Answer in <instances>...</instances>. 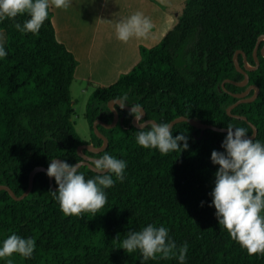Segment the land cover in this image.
Wrapping results in <instances>:
<instances>
[{
  "label": "trees",
  "instance_id": "1",
  "mask_svg": "<svg viewBox=\"0 0 264 264\" xmlns=\"http://www.w3.org/2000/svg\"><path fill=\"white\" fill-rule=\"evenodd\" d=\"M53 10L38 34L21 33L14 24L30 17L0 20L5 31L7 56L0 58V184L9 185L17 194L28 186V175L37 165L48 167L59 158L69 164L82 159L78 146L100 145L93 122H110L111 99L144 107L145 118L168 123L179 115L217 126L243 127L247 135L252 127L247 120L230 115L227 107L236 101L233 93L249 84L259 87L258 95L231 109L257 127L252 140L264 144V55L259 42V65L247 70L246 85L222 81H240L233 55L241 49L254 65L253 48L264 34V0H186L173 26L151 47L140 46V59L115 81L95 87L87 99L85 118L91 138L85 140L71 119V83L77 59L58 39ZM240 65L243 54L238 53ZM253 93V89L250 94ZM122 122L107 128L98 124L108 137L105 152L126 161L123 182L104 189L107 203L93 217L64 215L53 197L49 176L38 171L33 187L22 199H14L0 190V247L10 235L32 238L35 250L31 258L18 253L0 258V264H180L176 257L144 261L139 250L129 254L121 247L129 232L147 225L168 229L176 245L185 242L188 251L184 264H264V254L249 255L219 224L211 195L219 168L211 160L213 150L222 147L227 132L200 128L188 121L175 123L173 136L184 133L187 149L162 155L158 149L143 148L136 136L141 128L133 124L131 110L115 104ZM146 130V129H145ZM182 146L184 141H178ZM85 179L97 172L87 165L78 169ZM115 180V176L113 175ZM53 184H56L55 178Z\"/></svg>",
  "mask_w": 264,
  "mask_h": 264
},
{
  "label": "clouds",
  "instance_id": "2",
  "mask_svg": "<svg viewBox=\"0 0 264 264\" xmlns=\"http://www.w3.org/2000/svg\"><path fill=\"white\" fill-rule=\"evenodd\" d=\"M70 4L71 0H0V20H14L18 15L27 14L30 18L24 21L23 26L15 23V29L21 33L38 34L48 18L50 7L67 9ZM151 27V21L137 12L117 23L116 38L126 43L134 36H144ZM6 56L7 52L0 45V58ZM141 109L139 105L131 109L141 128L136 136L140 146L158 149L162 155L188 148V137L184 133L174 137L169 123H141ZM247 133L243 127L228 125L222 142L225 151H212L211 160L219 168L211 195L219 224L249 255H256L264 254V144L247 138ZM178 141H184V144L181 146ZM87 163L97 172L94 178L87 180L78 171L83 166L78 162L69 164L53 159L47 168V175L54 177L58 185L53 197L66 216H81L90 212L94 217L107 203L104 189L125 179L126 161L106 152L99 158L89 159ZM35 246L34 239L12 234L0 247V258L11 257L14 253L31 258ZM120 248L129 254L139 250L144 261L155 260L159 254L163 259L176 257L180 264H184L188 251L186 242L178 247L175 241L169 239L167 228L151 224L140 231L129 232ZM7 264H12V261L9 259Z\"/></svg>",
  "mask_w": 264,
  "mask_h": 264
},
{
  "label": "rangeland",
  "instance_id": "3",
  "mask_svg": "<svg viewBox=\"0 0 264 264\" xmlns=\"http://www.w3.org/2000/svg\"><path fill=\"white\" fill-rule=\"evenodd\" d=\"M185 1L151 0V4L161 10V15L158 16L160 11L156 14L153 10L150 40L146 43V47L158 43L173 26L176 15L181 11ZM148 5H150L149 0H71L67 9H58L53 6L58 37H64L63 41L79 60L70 87L74 108L71 119L75 122L77 132L85 140L91 138L90 128L85 118V106L89 95L95 87L112 83L119 74L129 71L133 66L132 64L117 66L114 63L119 46L124 44L116 38V25L133 15V11L145 17V9ZM92 34L97 41L96 38L91 39ZM135 38L137 37L134 36L129 42ZM5 40V31L0 30V45L4 48ZM85 43L90 47V50L87 47L89 51L94 48L92 59L89 55L87 56V49H83ZM135 55L136 53L133 54Z\"/></svg>",
  "mask_w": 264,
  "mask_h": 264
},
{
  "label": "water",
  "instance_id": "4",
  "mask_svg": "<svg viewBox=\"0 0 264 264\" xmlns=\"http://www.w3.org/2000/svg\"><path fill=\"white\" fill-rule=\"evenodd\" d=\"M263 39H264V34L259 35L258 38H257V40H256L255 46L253 48V55H254V60H255V64L254 65H252V64H250L248 62L246 53L243 52L241 49H237L235 51V53L233 55V61H234V64H235V67L237 68V70L240 71L241 73H243L244 78L242 80H240V81H236V80H233V79H230V78H225L222 81V86L223 87L225 85V82H233V83H235L237 85H241V86L246 85L248 83L249 76H248L247 70L255 69L259 65V59L257 57V49H258L259 42L261 40H263ZM239 52H241L243 54V65H240L239 60H238V53ZM261 52L264 55V45L261 48ZM252 89H253V93L249 95V92ZM258 92H259V87L257 85H255V84H249L247 86V88L244 91H242V92H239V93H233L232 92L231 94H233V96L236 97L237 99H236L235 102H233L232 104H230L227 107V112L230 115H233V116L242 118L244 120H247L248 123L251 125V127H252L253 130H252V133L251 134L247 135V138H249V139H252V138H254L256 136V134H257V127H256V125L254 123H252L251 121H249L245 115L232 113L231 112V109L234 106H236L238 103H240V102L252 101L253 99H255L257 97ZM115 104H118L120 106L123 105L122 108H124L126 110H131L133 106H136V105H128V104H125L119 98L111 99L108 102V107L113 111V118H112V120L110 122H105V121H103L101 119H96L93 122V130H94V133L97 134V136H99L102 139L101 144L100 145H94L92 143H83V144H80L78 146V153L82 156V159L79 160L78 163H81L82 165H87L88 166V163L87 162H88L89 159L98 158V157H93V156H90V155L84 153L83 152V148H86V149H88L91 152L98 153V152H101L102 150H104L105 147L107 146V144H108V137L105 134H103V133H101L99 131L98 124H101V125H103V126H105L107 128H110V127L115 126L118 121H121L122 122L123 116H119V113H118L117 109L115 108ZM140 107L142 108L141 109V115H142V117H145V115H146L145 109L142 106H140ZM132 120H133V124L135 126H137V127L140 128V124L137 122L135 115L133 116ZM144 121L145 122L146 121H154V122L158 123L153 118H145L144 120H141V123H143ZM180 121H188L190 124L194 125L195 127L200 128V134H199L198 137H201L202 136L203 131H204L205 128H211V129H214V130H217V131L227 132V127H225V126L213 125L211 123L203 122V121H200V120L195 119L194 117L185 116V115H179V116L173 118L172 120H170L168 123L172 127L175 123L180 122ZM55 159L61 160L59 158H55ZM48 167L43 166V165H37V166L33 167L31 169V171L29 172V175H28V186L19 195H17L12 190V188L9 185H7V184H0V190L1 189L7 190L9 192V194L14 199H22L32 189L35 174L38 171H44V172L47 173V168ZM91 169H93V168H91ZM53 179H54V177H49V182H50L51 186L53 188H58V186H55L53 184Z\"/></svg>",
  "mask_w": 264,
  "mask_h": 264
},
{
  "label": "crops",
  "instance_id": "5",
  "mask_svg": "<svg viewBox=\"0 0 264 264\" xmlns=\"http://www.w3.org/2000/svg\"><path fill=\"white\" fill-rule=\"evenodd\" d=\"M143 1H145V0H143ZM149 4L150 5H148L147 6V9H145V11H146V13H145V17H147L150 21H151V19L153 18V10H155V13L157 14V12L158 11H160L159 12V14H158V16L159 15H161V10L160 9H157V8H155L154 7V5L153 4H151V0H149ZM52 8V10H54L53 9V7H51ZM60 9H62V8H60ZM135 13H137V11H133V14H135ZM158 16H156V18L158 17ZM55 12L53 11V17H52V20H53V24H54V27H55V31H56V35H57V37H58V29L56 28V23L54 22V20H55ZM64 17V16H63ZM156 18H155V21H156V23H157V20H156ZM152 22V21H151ZM153 23H155V22H153ZM60 30H62V27H60ZM150 31L151 30H148V32L144 35V36H140V37H137V38H135L134 40H132V41H128V43L126 42V43H124V44H122V45H120L119 46V49H118V52H117V54H116V56H115V58H114V63L118 66H122V65H124V64H132V65H134V64H136L138 61H139V59H140V46L141 45H144V46H146V43L150 40ZM64 37H58V39L61 41L62 40V42L65 44V42L63 41L64 39H63ZM95 38L96 37H94V35L92 34L91 35V39H94L95 40ZM6 41V40H5ZM96 41H97V38H96ZM66 45V44H65ZM5 46H6V43H5ZM67 46V45H66ZM87 47L88 46H86V43L84 44V47H83V49L84 50H86L87 49ZM88 49L90 50V47H88ZM87 49V51H88V53H87V56L89 55L90 57H91V59H92V52H93V49H91L92 51H89ZM72 51V50H71ZM95 52V51H94ZM134 53H136V55L135 56H133V54ZM137 58H138V60H137ZM77 59V58H76ZM77 61L79 62V60L77 59ZM77 65H78V63H77ZM77 67V66H76ZM75 71H76V69H75ZM117 73H119V71H117ZM120 75V74H119ZM118 75V76H119ZM117 79V78H116ZM115 79V80H116Z\"/></svg>",
  "mask_w": 264,
  "mask_h": 264
},
{
  "label": "flooded vegetation",
  "instance_id": "6",
  "mask_svg": "<svg viewBox=\"0 0 264 264\" xmlns=\"http://www.w3.org/2000/svg\"><path fill=\"white\" fill-rule=\"evenodd\" d=\"M249 95H250V92H249ZM142 118H144V117H142ZM94 157H98V158H99L100 156L96 155V156H94Z\"/></svg>",
  "mask_w": 264,
  "mask_h": 264
}]
</instances>
